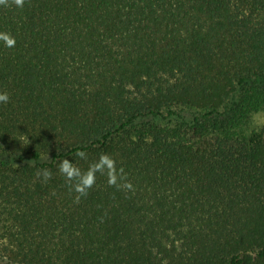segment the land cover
<instances>
[{"label": "trees", "instance_id": "1", "mask_svg": "<svg viewBox=\"0 0 264 264\" xmlns=\"http://www.w3.org/2000/svg\"><path fill=\"white\" fill-rule=\"evenodd\" d=\"M0 32V264H264V123L227 128L264 107V0H25ZM101 153L135 192L74 203L59 162Z\"/></svg>", "mask_w": 264, "mask_h": 264}, {"label": "clouds", "instance_id": "2", "mask_svg": "<svg viewBox=\"0 0 264 264\" xmlns=\"http://www.w3.org/2000/svg\"><path fill=\"white\" fill-rule=\"evenodd\" d=\"M24 3L25 0H0V6L4 7L22 8ZM0 43H3L7 48H12L15 47L16 41L10 33L0 32ZM9 99L6 91L0 92V103L7 104ZM75 156L85 161L88 160L87 153L82 150L76 151ZM58 171L64 178L69 191L76 193L73 198V202L76 204L80 203L81 198L88 196L89 190L96 184L97 174L106 178L109 187H114L119 191L135 192L134 185L128 179L124 168L118 167L116 160L107 153H101L98 158L89 162L86 169H81L65 158L59 162ZM35 176L42 183L47 184L52 179L53 173L50 169H38Z\"/></svg>", "mask_w": 264, "mask_h": 264}, {"label": "rangeland", "instance_id": "3", "mask_svg": "<svg viewBox=\"0 0 264 264\" xmlns=\"http://www.w3.org/2000/svg\"><path fill=\"white\" fill-rule=\"evenodd\" d=\"M200 111L196 109H185L181 111V115H183L182 120L181 119H175L171 122L168 121V119H162V120H154V122L160 124V125H174L175 121L177 124L184 123L186 125V129L189 131L190 127L189 125L192 122V119L194 116H196ZM264 123V107L252 111L251 114H249L247 117H245L240 122H237L234 125H229L227 128L230 129L231 132H236V134H250L253 130L258 129L262 124ZM205 132L206 134H212L214 133V128L209 126L208 128L204 130H200V133ZM198 134L196 132H191L188 134V138L193 140L198 139Z\"/></svg>", "mask_w": 264, "mask_h": 264}]
</instances>
